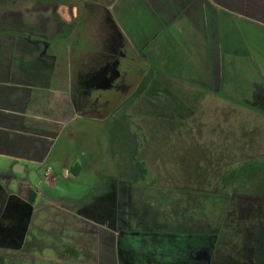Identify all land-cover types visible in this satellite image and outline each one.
I'll list each match as a JSON object with an SVG mask.
<instances>
[{
    "label": "crops",
    "instance_id": "crops-1",
    "mask_svg": "<svg viewBox=\"0 0 264 264\" xmlns=\"http://www.w3.org/2000/svg\"><path fill=\"white\" fill-rule=\"evenodd\" d=\"M126 52L140 57L142 66L151 71L153 86L157 77L182 79L184 85L174 83L192 92L201 88V99L205 89L229 104L264 114V0H0V161L21 173L26 161L62 160L54 140L64 124L80 118L103 130L106 138L104 124L119 114H84L78 100L110 87L118 65L113 60L122 61ZM72 152L65 153L64 159H72L63 167L66 178L78 176L83 167ZM50 165L46 177L52 175ZM111 178L110 209L104 211L101 229L92 231L96 235L104 231L99 238L108 240L46 246L55 249L57 261L39 259L41 264H176L188 253L192 264H214L222 248L220 234L204 237V227L196 225L208 221V214L207 218L201 212L193 214L192 223L175 224L191 231L189 239L194 242L183 240L174 229L165 233L163 227L170 225L160 223L161 207L154 208L159 216H153V223H130L128 216L139 213L149 185ZM2 190L16 194L10 185ZM165 192L166 201L198 197L200 205L204 201L218 205L224 200L212 199L207 192L204 198ZM33 193L30 189L28 197H17L26 202ZM235 247L241 248L235 243L227 249ZM84 248L91 249L88 261L82 258ZM31 251L24 255V264L35 263Z\"/></svg>",
    "mask_w": 264,
    "mask_h": 264
},
{
    "label": "rangeland",
    "instance_id": "rangeland-1",
    "mask_svg": "<svg viewBox=\"0 0 264 264\" xmlns=\"http://www.w3.org/2000/svg\"><path fill=\"white\" fill-rule=\"evenodd\" d=\"M78 11L79 19H83V7ZM115 52L119 55L117 49ZM128 55L131 57L126 52L122 61L113 58V62L122 64L129 75L133 64H128ZM160 79L157 77L154 86L146 82L139 87V93L117 111L119 115L104 124L106 138L101 133L103 130L89 120L80 118L64 124L54 140V150L63 153L64 158L69 150L75 151L72 153L83 166L78 176L64 177L63 167L70 158L57 161L49 158L47 162L52 164L49 177L45 176L47 162L26 161V169L17 173L11 163L0 161V191L10 185L16 193L7 199L0 235L12 233L7 219L17 196L28 197L30 189L38 194L32 206L34 213L27 220L29 231L23 233L18 245L0 247V264H24V255L29 250L35 257L34 264H41L39 259L57 261L55 249L44 247L74 242H86L83 244L86 245L94 239L107 241L99 238L104 236V231L97 235L92 231L96 227L101 229L104 211L110 209L113 176L146 181L144 184L149 185L140 201L139 213L128 216L130 223L138 220L153 223V216L158 214L154 208L161 207L160 223L170 225L163 227L165 233L171 234L169 231L174 229L176 235L185 237L183 240L194 242L189 239L193 237L191 231L179 229L175 224H190L193 214L199 216L201 212L202 218L208 214V221L196 225L204 227V237L220 234L222 248L215 255L214 264H264V114L229 104L205 89L201 99V88L197 87L194 94V90H185L174 83L184 85L182 79ZM103 88L106 92L111 90V87ZM134 91L131 89L130 93ZM104 142L107 143L102 147ZM52 180H55L53 184ZM153 186L162 190L152 191ZM165 191L177 196H203L207 192L212 199L224 200L218 205L216 201H204L200 205L198 197L166 201ZM165 202L175 206L169 208L171 204H166L164 208ZM97 221L100 224H94ZM235 243L241 248L227 249ZM102 250L104 256L109 255L108 248ZM90 251L83 249L85 261ZM183 257L186 260L182 258L175 263L192 264L187 260L191 254Z\"/></svg>",
    "mask_w": 264,
    "mask_h": 264
},
{
    "label": "flooded vegetation",
    "instance_id": "flooded-vegetation-1",
    "mask_svg": "<svg viewBox=\"0 0 264 264\" xmlns=\"http://www.w3.org/2000/svg\"><path fill=\"white\" fill-rule=\"evenodd\" d=\"M120 54V53H119ZM131 57H129V65L133 64L132 69H130L131 72H127V69L122 66V64H118L113 69V75H115L112 84L110 85L111 90L109 92H102L98 94L97 90L88 93L89 97L88 100L79 99L78 106L81 109V111L85 113L90 114H97V115H104V114H115L117 111L124 105L126 102H128L132 97H134L137 93H139V87L145 85L146 82L150 83L151 78V71L143 68V73L141 75L135 76V70H137L141 64L142 61H140V57L136 56L135 54L130 52ZM126 69V70H125ZM120 75L116 77L117 74ZM97 80V79H96ZM150 80V81H149ZM101 85H105L103 82ZM135 89V91L131 94L130 90ZM130 93V94H129ZM145 174V173H144ZM144 176V175H143ZM144 179V178H143ZM2 201V199H1ZM7 202V201H5ZM13 209L18 211V221L17 225L11 228V232L9 235H0V247L5 246H11L14 247L18 245L19 241L21 240L23 233H27L29 231V225L27 224L28 216L33 215L32 211L34 210L31 207V213L30 208L24 207V206H18L17 204L14 205ZM1 212V207H0ZM3 216V215H2ZM0 216V221L1 217ZM108 218V217H107ZM31 219V217H30ZM110 222H113V215L110 219ZM30 222V221H29ZM109 222V223H110ZM31 223V222H30ZM19 238V239H18ZM18 239V240H17Z\"/></svg>",
    "mask_w": 264,
    "mask_h": 264
},
{
    "label": "trees",
    "instance_id": "trees-1",
    "mask_svg": "<svg viewBox=\"0 0 264 264\" xmlns=\"http://www.w3.org/2000/svg\"><path fill=\"white\" fill-rule=\"evenodd\" d=\"M9 196H12L11 194L7 193L6 191L2 190L0 191V207H1V212H0V216L4 215L6 213V209H8V204L7 199ZM35 198H36V194L33 193L32 196L30 197V199L28 200V202H24L22 201L20 198L18 199V197L16 198L17 200L13 203L9 214V219H7V222L10 223L12 226L10 227H14L17 225V221H18V211L13 209L14 205L17 204L18 206H24V207H32L35 203ZM2 199V201H1Z\"/></svg>",
    "mask_w": 264,
    "mask_h": 264
},
{
    "label": "water",
    "instance_id": "water-1",
    "mask_svg": "<svg viewBox=\"0 0 264 264\" xmlns=\"http://www.w3.org/2000/svg\"><path fill=\"white\" fill-rule=\"evenodd\" d=\"M117 65H115V67H116ZM141 68H143L144 69V66H141L140 65V67L137 69V70H135V76H137V75H141L142 73H143V71H142V69ZM120 75V73L118 74V76ZM117 77V76H116ZM114 79V78H113ZM113 81V80H112ZM97 116V115H96Z\"/></svg>",
    "mask_w": 264,
    "mask_h": 264
},
{
    "label": "built area",
    "instance_id": "built-area-1",
    "mask_svg": "<svg viewBox=\"0 0 264 264\" xmlns=\"http://www.w3.org/2000/svg\"><path fill=\"white\" fill-rule=\"evenodd\" d=\"M49 171H51V169H49Z\"/></svg>",
    "mask_w": 264,
    "mask_h": 264
}]
</instances>
